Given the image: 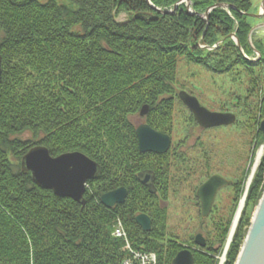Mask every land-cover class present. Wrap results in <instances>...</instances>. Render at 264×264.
<instances>
[{
	"label": "trees",
	"instance_id": "obj_1",
	"mask_svg": "<svg viewBox=\"0 0 264 264\" xmlns=\"http://www.w3.org/2000/svg\"><path fill=\"white\" fill-rule=\"evenodd\" d=\"M180 1L0 0V264H124L125 241L113 235L119 218L136 249L172 264L182 246L165 242L166 210L137 177L153 170L157 189L167 193L168 153H141L131 118L148 105L150 126L170 134L179 58L215 74L264 67L254 34L261 58L245 56L255 52L251 0H188L193 13L185 3L176 7ZM217 3L230 7L214 8L206 20ZM37 145L53 156L80 151L100 164L85 205L41 188L23 170L24 155ZM121 186L127 201L106 207L102 194ZM263 191L264 155L224 264H236L251 225L247 208ZM141 213L153 221L150 232L136 222ZM232 223L220 247L194 253L195 264H218Z\"/></svg>",
	"mask_w": 264,
	"mask_h": 264
},
{
	"label": "rangeland",
	"instance_id": "obj_2",
	"mask_svg": "<svg viewBox=\"0 0 264 264\" xmlns=\"http://www.w3.org/2000/svg\"><path fill=\"white\" fill-rule=\"evenodd\" d=\"M251 2V13H259L262 9V0H251ZM181 3L188 5L187 0L177 5ZM190 11L193 13L191 3ZM125 17V13H122L118 19L124 20ZM204 18L206 19V14ZM248 20L253 27L263 22L264 17L262 19L249 17ZM254 36L264 53V31H255ZM252 41L255 46L253 36ZM261 55V52L259 55L256 51L251 56L245 54L251 59L259 56L261 58ZM174 89L177 96L174 100L170 131L172 143L166 152L170 163L169 175L166 178L169 183L168 191L165 192L166 194L161 192L154 183L156 190L153 194H156L155 200L167 213L165 242L174 241L181 245L182 249L189 248L194 254L199 251L206 252L208 248V245L201 247L192 241L198 233L207 237V244L220 247L221 234L228 221L232 219L233 222L240 204L241 198L236 201L239 189L243 183L247 185L259 152H263L262 157L264 155V134L260 129V124L264 120L260 113L264 95V67L261 64L256 66L253 73L239 67L230 74H215L203 66L188 62L183 57L179 58L177 63ZM181 91L196 96L200 103L211 111L235 113L237 121L227 126L202 127L180 99ZM140 110L131 118L136 129L141 124L150 125L147 122L150 112L142 117ZM27 135L24 134L25 137ZM156 162L158 160H154V163ZM214 174L234 180L237 186L223 187L217 194L211 213L203 217L196 191ZM127 199L128 195L126 201ZM257 205L247 208V214H251V221ZM128 239L131 247L136 249L129 235ZM225 246L218 255L223 254ZM126 252L129 256V250Z\"/></svg>",
	"mask_w": 264,
	"mask_h": 264
},
{
	"label": "water",
	"instance_id": "obj_3",
	"mask_svg": "<svg viewBox=\"0 0 264 264\" xmlns=\"http://www.w3.org/2000/svg\"><path fill=\"white\" fill-rule=\"evenodd\" d=\"M183 1L185 0H181L180 2ZM187 2V7L190 11V1L187 0ZM177 6L178 5H176V7ZM216 7L229 8L230 5L217 3L211 6L206 12V19L209 18L210 11ZM261 7L262 9L259 13H247V15L262 19L264 17V0H262ZM157 10L164 13L173 12V10ZM190 13L192 12L190 11ZM255 31H264V22L253 26L249 33V43L260 55L259 50L256 49L252 41V36ZM233 38L237 45L241 47L236 35H233ZM259 58L260 56L258 58L248 59L258 61ZM2 73V55L0 54V83L2 81ZM179 97L194 114L197 122L204 128L232 125L237 121V115L235 113L211 111L203 106L196 96L185 91H181ZM148 111L149 106L144 105L140 110V115L143 117ZM260 129L264 134V120L260 124ZM136 134L138 138V149L141 153L152 152L164 154L171 147V135L158 131L148 124L139 125L136 129ZM256 166L257 157L253 164L240 204L242 201L245 202L250 187V180L254 176L253 170ZM22 167L24 171L32 173L34 182L41 188L53 191L58 197L73 199L82 205L86 204L85 193L87 191L88 182L97 179L101 173L100 164L83 152L74 151L53 156L49 149L43 145L34 146L24 155ZM144 183L151 189L150 191L152 193L155 192L156 187L154 185V180H152L151 183L145 180ZM232 184V180L220 174H214L198 188L197 196L201 201L202 215L204 217L209 216L211 213L219 190ZM127 195V187L121 186L102 194L101 202L106 207L112 208L117 204H124ZM238 209L233 224L236 221ZM136 222L145 232L151 231L153 221L146 213L138 214L136 216ZM195 241L197 245L206 247V240L202 234H198ZM229 244L228 242L227 246H229ZM172 264H195V257L192 250L189 248L180 250L172 260ZM236 264H264V191L257 205Z\"/></svg>",
	"mask_w": 264,
	"mask_h": 264
},
{
	"label": "built area",
	"instance_id": "obj_4",
	"mask_svg": "<svg viewBox=\"0 0 264 264\" xmlns=\"http://www.w3.org/2000/svg\"><path fill=\"white\" fill-rule=\"evenodd\" d=\"M127 234L128 233L126 232L123 222L118 219L114 226L113 235L118 238L124 239V249L129 250L130 252L129 256L124 259V264H157L156 254L132 248ZM227 250L228 248L226 247L223 254L217 256L218 264L225 263Z\"/></svg>",
	"mask_w": 264,
	"mask_h": 264
},
{
	"label": "flooded vegetation",
	"instance_id": "obj_5",
	"mask_svg": "<svg viewBox=\"0 0 264 264\" xmlns=\"http://www.w3.org/2000/svg\"><path fill=\"white\" fill-rule=\"evenodd\" d=\"M264 22V21H263ZM149 175V176H148ZM212 176V175H211ZM137 177H138V180H140V182L144 185V186H146L149 190H151L145 183H144V181L145 180H147L149 183H151L152 182V180H154V183L156 184V180H158V178L156 177V175H155V173H154V171L153 170H151V169H148V170H140L138 173H137ZM148 177V178H147ZM208 180V179H207ZM229 180H231V179H229ZM233 181V184L232 185H229V187L230 186H237V184L235 183V181L234 180H232ZM227 187V186H226ZM114 190V189H113ZM197 191H198V189H197ZM197 191H196V196H197ZM221 191V189L219 190V192ZM218 192V193H219ZM217 193V194H218ZM128 195H129V190H128ZM198 197V196H197ZM217 197V196H216ZM198 200H199V206H200V212H201V214H202V205H201V201H200V199H199V197H198ZM203 216V215H202ZM204 217V216H203ZM198 234H202V233H198ZM198 234H196L195 236H194V238L192 239V241L193 242H195L196 243V241H195V238H196V236L198 235ZM203 235V234H202ZM204 236V235H203ZM204 238H205V240H206V247H207V237H205L204 236Z\"/></svg>",
	"mask_w": 264,
	"mask_h": 264
},
{
	"label": "bare ground",
	"instance_id": "obj_6",
	"mask_svg": "<svg viewBox=\"0 0 264 264\" xmlns=\"http://www.w3.org/2000/svg\"><path fill=\"white\" fill-rule=\"evenodd\" d=\"M262 153H263V152L260 151L259 154H258V156H257V166H258L259 161H260V159H261V157H262ZM257 166H256V167L254 168V170H253V173H254V174H255V172H256ZM253 177H254V176H253ZM253 177H252V179L250 180V185H251V183H252ZM241 199H242V198H241ZM245 201H246V199H245ZM244 206H245V202L242 201L241 204H240V207H239V209H238V213H237L236 221H235L234 224L232 223V226H231V230H232V232H231V230H230V233H229L228 238H227V242H226V247H227V248H229V246H230V244H231V242H232V240H233V237H234V234H235V231H236V228H237L238 222H239V220H240L241 213H242V211H243V209H244ZM233 221H234V220H233ZM228 242L230 243L229 246H227Z\"/></svg>",
	"mask_w": 264,
	"mask_h": 264
}]
</instances>
